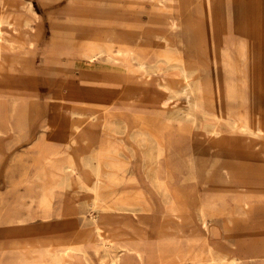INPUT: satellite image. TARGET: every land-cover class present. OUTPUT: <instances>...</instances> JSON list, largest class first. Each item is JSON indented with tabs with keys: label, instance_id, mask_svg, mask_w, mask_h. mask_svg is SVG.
<instances>
[{
	"label": "rangeland",
	"instance_id": "374dc122",
	"mask_svg": "<svg viewBox=\"0 0 264 264\" xmlns=\"http://www.w3.org/2000/svg\"><path fill=\"white\" fill-rule=\"evenodd\" d=\"M13 2V6L5 9V11L0 4V12L11 20L15 19L14 21L17 22L15 25L4 24L2 26L4 39L0 40L3 57L9 61L11 60L9 65L7 64L0 70V218L2 216V221H0V264H5L6 262L2 258V239L6 236H8V239L14 238L16 236L14 231L17 230L16 228H20L18 225H11L13 226L12 229L16 230L7 229V218L12 219L14 210L17 211H15L16 213L22 214L29 211V207L34 209L36 204L28 202L30 200L29 196H44L49 188L30 186L29 179L54 177L50 175V165H41L38 162L40 151L35 149L34 145L40 140L41 136L46 135L57 146L62 148L58 154L57 165L59 166L66 162L67 156H73L78 162L85 157L91 158L90 163L92 164L97 162L95 157H93L95 156V149L98 148L96 143H92L85 148L79 145L66 146L63 144L64 136L75 131L74 127L79 117L77 113H73L67 120H63L61 115H56L58 96L60 94L67 96L70 92V88L67 86L58 87V78L49 77L53 62L57 59V52L53 48L61 37L56 36L57 32L61 31L64 33L69 28H85L89 25V36L99 35L102 34L104 28L112 29V12L114 16L125 14L127 19L130 9L133 14L136 13L139 17V26L137 27L140 28V38L132 37L123 31L126 30L127 25L125 24L130 19H125V23L122 24V31L118 30L120 28L117 29L119 32L118 37L124 42L127 41L132 45L139 46L141 54L149 56L150 61L149 64L147 62L145 65V69H139L135 59H130L129 67L132 69L133 79L131 86L134 88L131 91L133 100L130 103L125 95L124 104L118 105L115 112H142L149 122L169 120L173 129L176 128L179 119H186L185 122L190 125L191 113L189 112L192 110L190 103L195 97V91L193 90L192 93L186 95L183 92L184 83L179 74L180 67L178 64L173 61L166 62L163 55L159 56L160 48L164 44L168 45L170 51H173L172 54L177 53V55L179 54L185 59L189 71H197L193 74V77L198 78L197 81L203 83V85L198 83L201 90L196 91V94L203 102L204 111L212 107L204 106L205 99L203 97H205L206 91L203 88L204 86H210L208 83H204V74L206 71L211 73L214 71L213 69H216L215 71L218 72L220 79L221 94L219 97L218 92L214 91L213 87L215 85H212L213 90L211 93L209 92V95L213 100L208 99L206 103L208 104L211 101L213 105V101H219L223 109L213 107L211 109L212 112H210L214 115L216 114L215 116L218 119L224 120L225 115H229L232 118L236 117L234 114L237 113L238 103L234 100L235 98L229 95L230 93L227 98V89L230 83L233 85L237 84L240 89L244 88L246 96L248 95L249 97H251L253 89L261 88L264 91V0H175L172 6H168L169 4L164 3L163 0V7H168L169 12L171 11L172 15L178 18L180 25L177 29L175 28L176 30L171 29L167 23L168 20L164 19H170L171 15L167 13L164 15L159 14L162 17L156 20L155 16L158 10L153 8L149 1L130 8H128L129 6L124 0L121 3L116 2L114 5H112V0H13ZM163 11L167 12V9ZM95 17H103L104 22L93 23L96 19ZM164 36L167 41L163 40ZM180 38L183 39L182 42L179 41ZM190 45H195L197 48ZM20 60L23 65L17 63ZM157 66L159 67L157 68ZM117 69L121 72L126 69V65L122 64ZM210 80L213 81L211 78ZM238 82H240L241 86L238 85ZM143 94L145 95L142 96ZM151 99L153 100L151 101ZM260 100L264 108V95H262ZM129 104L130 106H128ZM141 105H144L145 108H140ZM24 107L27 114L32 112L33 109H37V111L36 116L32 115L35 117L33 124L31 122V127L28 121L23 120L24 122L26 121V124L21 123L24 125V131H21L23 132L21 133L16 126V118H18L17 115ZM202 110L203 108L200 107L197 111V117L200 122L205 124V121L209 118L216 120L213 114L203 116L202 113L204 111L202 112ZM49 118H52L56 124H66V135L62 132L49 135L45 127V123ZM259 118L264 120V112L260 113ZM222 123L218 128L219 131L236 132V129L231 128V125ZM26 126L29 127L26 128ZM109 126L111 125L97 127L91 132V135L115 136L116 131H112L113 129L111 130ZM137 135H134V138L138 140L137 142L140 145L137 146L135 144V151L132 154V165L134 167L130 166V169L136 170L135 167L143 163L140 171L144 172V174H150L151 171L149 169H155L158 166L152 155L154 148L149 145L146 135L141 134L140 138L142 140L140 141ZM223 139L226 138L223 137L221 141H224ZM194 147L203 149L204 153L199 157V163L201 164L205 163L214 154V150L205 151L206 145L203 138L185 135L179 138L178 141L173 140L170 142L169 148L174 150V159H170L167 164L162 157L159 169L168 170L173 167H176L174 169L180 167V172L185 174V170H187L186 163H188L187 157H189ZM261 149L260 147L257 148L259 152ZM88 153L91 154L89 155ZM49 154L50 151L48 152ZM140 155H143V161L139 159ZM111 163L112 158L109 159L107 164L109 166L103 162L100 169L101 175L106 178V181L112 173ZM88 167L92 168L93 165ZM88 167L82 166L80 174H65L67 188L58 192L54 204L59 203L66 196L69 197V200H74L78 205H81V211L85 214L87 213L83 209L82 204L89 201L94 195L93 192L88 191L85 187V184H91L92 180H88L82 174ZM37 168H40V170L36 171ZM182 173L177 174L172 182H168L169 188L175 190L179 196L182 195L180 197L181 202H177V204L181 205L182 210L186 214L197 216V207L200 202L197 192L199 191L202 194L205 190L204 186L194 184L195 181L191 178L183 177ZM221 189L227 190L226 192L223 191L228 199L225 207L231 210L234 205L230 201L237 194L244 195L252 190L264 194V174L248 177L240 174L233 180L225 181L223 179L209 182L208 191L210 194L220 192ZM194 194L197 197L193 196ZM31 199L35 200L36 198L31 197ZM48 205H50L49 202L38 204L41 207ZM245 216L238 218L231 225L232 235L230 236L225 235L223 218H213L214 220L211 222L213 233L210 236V241L217 251H233L235 249L233 243L238 234H245V237L264 238V200L253 205ZM215 227L219 229L215 230ZM21 228L24 231V235L29 237L48 234L55 227H52V222L35 216L23 221ZM188 228L186 227L185 229L188 230ZM18 236L24 237L22 233L18 234ZM223 243L229 245H222ZM30 254L32 255L34 252L31 251ZM95 259L98 263L100 260H103L102 263H106L107 255L102 248L95 255ZM21 263L19 260L17 261V264ZM249 264H264V251L261 259Z\"/></svg>",
	"mask_w": 264,
	"mask_h": 264
},
{
	"label": "crops",
	"instance_id": "0c3cea01",
	"mask_svg": "<svg viewBox=\"0 0 264 264\" xmlns=\"http://www.w3.org/2000/svg\"><path fill=\"white\" fill-rule=\"evenodd\" d=\"M124 1L127 2L128 6H129L128 8L133 7L134 5L139 6V4H140L134 0H124ZM116 2L121 3L122 0H112V5H114ZM144 2H146V1H144ZM166 13L168 14V12H166ZM166 13L165 12H161V13L158 12L155 16L156 20L161 19L162 16H159V14L164 15ZM122 16L124 19L127 18V17H125L126 16L125 14ZM127 16H128V19H131L130 17H132V19L133 18L137 19L136 13L133 14L131 12V9L128 12ZM123 18H120V15L114 16L113 12H112V32H113V34H112V52L116 53V51H117L119 55H122V53H123L122 51H124L125 53H123V54L128 55L127 61L122 60L119 57H116V58L112 57V87H106V86H103L101 84L102 83V77H103L101 70H98L96 68H92L91 66L83 63L82 60H80L79 58H76V57H73L70 59L67 57L57 56V59L55 61L61 60L60 65L61 66L66 65V68H68L67 66H69L70 65L69 63L71 62L70 67L72 69V70H70L68 68L64 73H62L61 74V76H63L62 81H59L57 83L58 87L67 86L70 88V92L67 94V96H65L64 94H62V95L60 94V96L62 97L63 106L72 110V111H77L78 113H83V114L85 112H89L91 110H93L94 112H101V111L106 109L107 113L98 116L96 119L94 118L92 120L91 124H89V123L87 124V122H84V120H83L82 123H86L83 126V131L87 134H91V132L94 129H96L97 127H100V126L106 127L110 124L111 126H109V127L111 128V130L113 129L112 131H116L115 136L111 137L109 135L108 137H104V136H101L100 134H92V136H96L97 138H99V137L110 138L115 142H120L125 147H127V146L129 148H131L132 146L135 147V145L133 144V138H134L133 134L136 135V134L140 133L139 135H137L140 140H142V138H140L141 134H143V135L145 134L146 136L147 135L150 136L149 138L147 136V138L149 140V145L151 146V148H154V147L156 148L157 144H156L155 140H158V139L165 140V138H166V139H170L172 141L173 140L178 141L179 138L184 137L185 135H189L190 137L203 138L204 143L206 145V149H205L206 152H208V151L210 152V151L214 150L211 148V145L208 142V139L210 138V136L208 135L209 133L204 132L201 129L203 123L200 122L199 118L197 117V111H198L197 105H200V106L203 105L201 99L198 98V96L196 94V87H195L196 85L195 84L198 83V81H197L198 78L196 80V78L193 77V73H196L197 71H195V72L191 71L190 72L187 69L185 59H183L179 54L177 55V53L172 54L173 51H169L170 48H168V45L164 44L160 48L159 56L163 55V57H165L164 60H166V62H171V60H172V61L176 62L178 64V66H180L182 64L179 68V74L181 75L182 81L184 83L183 84V92L187 95L189 93H192L193 90H195V97L193 99L194 101L192 100V102L190 103V107L192 108V110H191L192 113L191 112L190 113H191V117L194 120V123H193V120H191L192 119L191 117H190V120H191L190 123L191 122L192 123L190 125H187V123L185 122L186 119H184V120L179 119L176 128L173 129V127L170 126V125H172V123L169 120H163L161 122L160 121L159 122L158 121L157 122H149L145 118V116L143 115L142 112H140V113H129V111L127 113L115 112L116 107L118 105L124 104L123 99L127 95H128L127 97L129 99L130 103L133 100L131 97V91L134 88L131 86L132 85L131 82H133V79H132V69L129 67L130 59H135V60L137 59L136 62L138 64L137 67H139V69H145L144 68V67H146L145 65L147 64V62L149 63V61H150L149 56H147V55L144 56L143 54H141L142 52H141V48L139 46L132 45L130 42H127V41L124 42L118 37V35H119L118 30L122 31L121 30L123 28L122 24L125 23V20H123ZM171 18L172 19L176 18V20L178 21V18L175 16L171 15ZM138 19H139V17H138ZM138 19L135 23V26L132 28L128 24H125V25H127V28H126V30H123V31L127 32L132 37L136 36V38H140L139 37V36H141L140 30H139L140 28L137 27V26H139V23H138L139 20ZM164 19L168 20L167 23L170 26L171 20L169 18H164ZM178 23H179V21H178ZM113 24H115V25H113ZM118 28H120V29H118ZM114 32L116 34H114ZM163 40L167 41V38L163 37ZM138 41H140V40L138 39ZM179 41L182 42L183 39L180 38ZM191 47L195 48L196 46L193 45ZM128 48H130L131 50H128ZM118 49H120L121 51H119ZM76 60H78L79 62L77 61L78 64L75 63V64H73L74 65L73 66L72 62L74 63ZM65 61L66 62L69 61V63H66ZM120 62H122V63H120ZM62 63H64V64H62ZM58 64H59V62H58ZM67 64H69V65H67ZM122 64L126 65V69L119 72V69H117V68H120V65H122ZM158 67L159 66H157V68ZM115 69H117V70H115ZM180 70L182 71L181 73H180ZM213 70L214 71H212L211 73L206 71V73L204 74V76H205L204 82L209 83L210 86H204L206 89L203 88L204 91H208V93L207 92L205 93V97H203V99H205L204 106H206V107H207V105L212 106V107H209V109H208V111L210 110L211 112H212L211 109H213V107L214 108L220 107L221 109H223L221 107L219 101H217V102L213 101V105H212L211 101H209L208 104L206 103L208 101V99L213 100V98L210 97V95H209V92H211L213 90L212 85H215V87H213V88H214V91L218 92L219 97L221 94V92H220V79L218 76V72L215 71L216 69H213ZM211 76H213V77H211ZM210 78L213 81H211ZM188 80H190V81H188ZM81 84H83V85H81ZM86 86H89V87H86ZM185 86L186 87L188 86L190 88L187 87L188 88L187 89ZM90 87L91 88L92 87L97 88V89H95L96 92L94 91V89H91ZM234 87H236V89H237V87H238L237 84L233 85L232 83H230L228 85L227 97H228V94L230 93V90H232V88H234ZM88 88H90V89H88ZM88 90H90L92 93ZM243 90H244V88H241V91H243ZM83 91H84V93H83ZM93 91L96 94H94ZM98 93H100L101 95ZM103 93H105V94H103ZM107 94H109V95H107ZM84 95H86V96H84ZM89 95H91L90 98H89ZM110 95H113V97H111ZM144 95L145 94H143L142 96H144ZM93 97H95V98H93ZM107 98H109V99H107ZM152 100L153 99H151V101ZM197 100H198V102H200V104L195 103V102H197ZM128 106H130V104ZM154 106H153V108H154ZM140 108H145V106L141 105ZM36 111H37V109H35V110L33 109L32 112H28V114H26L24 116V118H22V120H20L18 117L19 115H17L18 118H16L17 119L16 126L20 132L24 131L23 130L24 125H22V124L25 123L26 121L29 122L30 127L32 126L33 119L36 116L35 115ZM208 111H205L204 112L205 115L203 114V116L213 114V113L208 114L207 113ZM156 113H158V112L156 111ZM33 114L35 116H32ZM29 116H32V117H29ZM78 117H79L78 122H80V120H79L80 118H82V119L84 118V116L80 117V115H78ZM61 118L63 120H67L69 118V116L61 115ZM23 120H26V121L24 122ZM212 120L213 119L209 118L206 121L209 122ZM52 121L55 122L52 118L51 119L49 118V120L45 123V127L47 126L48 123H51ZM145 121H147V122H145ZM206 121H205V123H206ZM31 122H32V124H31ZM121 122H123V123H121ZM114 124H116L117 126L114 127ZM168 124H169V126H168ZM122 125H124V126H122ZM29 126H26V128H28ZM58 126H59L58 131L65 133V135H66L67 125L66 124L65 125L64 124L63 125L58 124ZM146 126H148V127H146ZM117 127H118V129H117ZM187 127H188V129H187ZM195 127H196V129H195ZM161 128H163V129H161ZM144 130H146V131H144ZM159 130H160V132H159ZM182 130L183 131L186 130V131L183 132ZM46 131L49 135H51L48 128L46 129ZM73 132L68 133L67 135H71V134H73ZM134 132H136V133H134ZM21 133H23V132H21ZM225 133L228 134L229 132H225ZM162 134H163V137H161ZM222 138L223 137H221V136L218 137V139L220 140L218 142V146H219V150L221 151L220 153L222 154V159H221L222 162L219 163V167H218V170L216 171V173L212 177H210L209 179H206V177H205L204 170L208 166V164H209V162L213 156V155H211V157L209 159H207L205 161V163H203V164L198 163V167L200 168V172H199L197 178H195V179L191 178L193 181H195L194 184H198V186H199V184H201L202 186H204V189H205L202 194L199 193V191L197 192V194H198L197 196L200 198L199 204H201V203L210 204V203L215 202V203H222V204L226 205L228 199H227L226 195L224 194V192H226L227 190L226 189L222 190L223 189L222 188L220 190V192L210 194L208 191L209 182H211L212 180L218 181V180H223V179L225 181L226 180L227 181L233 180L234 178H236L240 174L245 175L246 169L256 170L259 168V167L257 168V166H255V164H260V162H261L258 157H254V156L252 157L249 155L246 156L247 154L244 152V149L238 143L234 142V140L224 142V141H221ZM150 139H151V141H150ZM227 139L228 138L223 139V140H227ZM92 143H96V146H98V148L103 147L104 149H107L105 146H102L100 143H98L96 141H93ZM92 143H89V145H91ZM63 144L67 145L65 139L63 141ZM136 145L138 146L140 144L137 143ZM51 147L57 148L59 146H57V144H54V142H52L49 139V137H47L46 135L41 136L40 140L35 143V149H39V151H40L39 155L43 154L42 152H45V150L50 149ZM196 147H197V145H196ZM196 147L193 148L190 155L192 154V152L194 150H199V153H198V159H199V157H201L204 152H203V149L196 148ZM155 148H154V151L152 153L155 152ZM133 152H134V150H130V153L133 154ZM173 155H174V150H173ZM249 157H252V159H250ZM73 159H74V161L72 162L71 165H67L66 164L67 162H65V163H63L64 165L61 164L60 166L57 165L58 166L57 168H51V171L56 172V174H53V175L50 174L51 176H54V177H48V178L46 177L45 179L44 178H40V179L30 178L29 179V185L30 186L53 187L52 194H51L50 198H44V199L41 198V197H44L41 195H35V196L30 195L29 196L30 200H28V202L35 203L36 204L35 208L31 209L29 207V211L22 213V214L16 213L17 211L14 210V214H13L12 219L7 218V220H6V224H7L6 228L7 229L8 228L12 229L13 226H11V225H15V226L18 225V227H20V228H16L17 230L12 229V231L16 230V231H14V232H16V236H15L16 238L14 237L12 239H8L7 238L8 236L3 238L2 258H4L6 260L5 264H17L18 260H19V262H22L23 264H29V263L30 264H89L90 262H92L90 264H161L163 256L164 257L169 256L171 254V252L173 251V249H171V247L164 248V246L158 242H160V234H161L160 231L162 230V228H160V226L161 227L163 226L162 220H163L164 215L166 213L165 204L167 202L168 203H170V202H175V203L181 202L180 197L182 195L179 196L175 190H172L171 188H169L170 186L168 184V182H172V180L175 179L177 174H181L179 172L180 167H178L177 169H174L176 167H173V168H170L171 170L170 169L162 170V169H159L160 163L157 162L156 165H158V166L155 169H149L151 171V173H150L151 175H150V174H144V172L140 171L141 167L143 166V163L142 164L140 163L139 168H137V166H136L135 167L136 170L130 169V166H133L132 162H131L132 159H131L128 162L127 166L124 167L126 170L123 168L124 173L122 175L126 179L134 171H139L140 182L136 186L140 188L141 194L144 197L145 201L149 204L150 210L147 212L133 211L131 209H125L123 211H115V210H112L110 208V206H108V205H111V203H112V195H111V197H108L107 199L102 200V201H100V199L94 200V195H93V197L89 201L82 204L83 209H85L86 212L88 213V214L87 213L85 214L84 212L81 211L82 210L81 205H78L74 200L73 201L69 200V197H66V196L63 197L62 201L54 204V200H55V198H57L58 192L59 191L61 192L65 188H67L66 183H65L66 179L65 180L63 179L64 181L62 184H58V181L60 180V178L65 177V174L71 175L72 173H78V172H79L78 174H80L81 173L80 170L82 169V166L88 167L82 161L78 162L75 160V158H73ZM140 159H141V161H143V155H140ZM80 160H82V159H80ZM245 161H247V164H245ZM94 164H96V163H93L91 165H94ZM245 165H247V166H245ZM114 167L115 166H113L112 170L115 169ZM100 169H101V166L98 167V166L94 165L92 168H90V167L86 168V170L82 174H84L88 180L93 181V177L91 176V172L97 171V170L101 171ZM39 170H40V168H37L36 171H39ZM153 170L154 171L155 170L156 171L161 170L160 177H158L156 179V181L159 182V184H155V180L153 179V175H152V172H154ZM45 174H48V173H45ZM182 174H183V177H186V175L184 173H182ZM33 176H35V175H33ZM88 191H90V190H88ZM182 194H184V193H182ZM167 196H169L168 197L169 199L167 198ZM193 196L197 197L196 194H194ZM232 196H233V194H232ZM31 197H35L36 199L33 200V199H31ZM239 197H241L240 194L233 196V198L231 199L230 202L235 203L236 201H238ZM39 198H41V199H39ZM41 202H49L50 205L42 206L43 207L42 208L41 206H38V204ZM92 202L103 203L104 208L92 211L91 210L92 204H94ZM180 211L182 212V214L188 215L182 210V208ZM197 213H198V209H197ZM224 213H225V215H227L229 213V210L226 209L224 211ZM24 215H26V216H24ZM35 216L39 217L40 219H44L46 221L52 222V227H55V228H53L52 231L48 234H40V235H36V236L26 237V235H24V231H22L21 223L25 220H29L31 218H34ZM193 216L197 217L195 215H193ZM21 218H23L24 220ZM189 228H188V231H190ZM21 233L23 234L24 237L18 236V234H21ZM99 234H100V236H99ZM211 235L212 234H209V237H208L209 242L208 243L206 242L204 245H202L203 246L202 249H206L208 247L209 243L212 246H214L213 243L210 241ZM225 235L230 236V235H232V232H228ZM104 237H105V239H104ZM43 244H45V246ZM97 245H99L98 246L99 248H97ZM126 245H128V246H126ZM183 245L187 247V245L185 243ZM222 245L226 246L229 244L223 243ZM233 245L235 246V249H245L248 246L244 240V237L239 236V235L234 240ZM42 247H44V248H42ZM104 247H106V248H104ZM61 248H63V249L61 250ZM101 248L104 250V252L107 255L106 263H102L103 260H100L99 263L96 262L95 255L97 253H99V250ZM55 249L57 251H55ZM169 249H170V251H169ZM31 251H33L34 254L31 255L30 254ZM51 251L52 252L54 251V252L52 253ZM162 251H165L167 254L164 253V255H163ZM47 252L50 254V256ZM55 253H56V255H55ZM214 253L216 255H220V256L226 254V252L217 251L215 246H214ZM123 255H125L124 262L122 261ZM32 256H34V259L32 258ZM52 256H54V257H52ZM86 256H88L87 259H86ZM27 258L29 261L27 260ZM29 258H31V259H29ZM32 260H33V262L31 263L30 261H32Z\"/></svg>",
	"mask_w": 264,
	"mask_h": 264
},
{
	"label": "bare ground",
	"instance_id": "6f19581e",
	"mask_svg": "<svg viewBox=\"0 0 264 264\" xmlns=\"http://www.w3.org/2000/svg\"><path fill=\"white\" fill-rule=\"evenodd\" d=\"M55 1H57V0H55ZM134 1H136V2L139 1L138 3H141V2H144V1H149L152 4V7L155 8L156 10H158V11H156L157 13L158 12H160V13L164 12L163 10L167 9L168 14H170V15H172L171 11L169 12L168 7H163V4L167 3V4H169L168 6H172L175 3V0H164V3H163V0H134ZM13 3H14L13 0H0V4L4 8V11H5V9H8V8L12 7ZM31 11H33V10H31ZM8 13H9V11H8ZM11 13H12V11H11ZM172 16H174V15H172ZM95 18L96 19L93 21V23H103L104 22V20H103L104 18L103 17H95ZM120 18H123V16L121 15ZM130 18L131 19L129 20V22H127V24L132 28V27L135 26V23H136V21L138 19V16H137V19L136 18L132 19V17H130ZM125 19H127V18H125ZM125 19L123 18V20H125ZM14 20L9 19L8 17L4 16L2 12H0V40L4 39L3 38L2 26L4 24H9V26L17 24V22L14 21ZM170 20H171L170 28L171 29H175V28L177 29V27L179 26V23L176 20V18H173V19L171 18ZM29 21H32V20H29ZM88 29H89V25L86 26L85 28L84 27H82V28L78 27L76 29L75 28H69V30H67V31L65 30L66 32H64V33H62L61 31L57 32L56 36H58V37L61 36V37H60V40L57 43H55V47L53 49H55V51L57 52V56H59V57H67V58H70V59L73 58V57H76V58H79L80 60H82L83 63L91 66L92 68H96L98 70H101L102 71V76H103L101 84L103 86H106V87H112V57H115V58L119 57L120 59L127 61V56L128 55L127 54L124 55L123 54V53H125L124 51H122L123 52L122 55H119L117 51H116V53L112 52V34H113L112 29L104 28L102 34H99V35H97V34L95 35L94 34V35H91V36H89L90 32H89ZM114 34H116V33L114 32ZM12 38H14V37H12ZM14 42H15V40H14ZM118 50L121 51L120 49H118ZM128 50H131V49L128 48ZM169 51H170V49H169ZM244 53H245V51H244ZM11 57H14V56H11ZM19 58H20V56H19ZM10 61L7 60L5 57H3L2 49L0 48V70L3 69L7 64L9 65ZM77 61L78 60H76L74 63L72 62V65L75 64V63L78 64ZM58 62H59V64H58ZM17 63L20 64V65H23V62L21 60L17 61ZM60 63H61V60L53 62V65H52L51 70H50L51 71L50 72L51 75L49 74L50 75L49 77L50 78L51 77H56V78L59 79V81H62L63 76H61V74L64 73L68 68L70 70H72V69L70 67L71 66V62L70 63H69V61L66 62V63L70 64V65L67 64V65H69V66H67L68 68H66V65L61 66ZM64 63H62V64H64ZM101 63H103V64H101ZM196 69H194V70H196ZM39 70H40V68H39ZM181 72L182 71L180 70V73ZM42 79H44V78L42 77ZM196 80H197V78H196ZM188 81H190V80H188ZM198 83H199V81H198ZM198 83L195 84L196 86L194 85L196 87V91H200L201 90V88L199 87L200 85H198ZM83 84H81V85H83ZM200 84L203 85V83H200ZM238 85H240V82H238ZM86 87H89V86H86ZM90 88H88V89H90ZM188 88H190V87H188ZM91 89H94V91H95V89H97V88L92 87ZM204 89H206V88L204 87ZM253 90L254 91H251V93H252L251 97H249L248 95L246 96L245 90H244V93L242 94V91H241L239 86L237 87V89H236V87L232 88V90H230V95H231V97H234L235 100L238 103V105H237V113L234 114L236 117L232 118L229 115H225L224 116V120H221L220 118L218 119L215 116L216 114L215 115L213 114V116L216 117V120L215 121L214 120L213 121H209V122L206 121V123L202 125L201 129L204 132L209 133L208 135L210 136V138L208 139V142L210 143L211 148L215 150L214 154H213V156H212V158H211V160H210V162L208 164V166L204 170L206 179H209L210 177H212L216 173V171L218 170V167H219V163L222 162L221 161L222 154L220 153L221 151L219 150V146H218V142L220 140L217 139L219 136L228 138L227 140H224V141H233L234 140V142L238 143L244 149V152L247 154L246 156H248V155L252 156V157L254 156V157H258L260 159V161H261L260 164H255V166H257V168L258 167L259 168L256 169V170H248V169H246L245 170V175L246 176L258 175V174L259 175H263L264 174V120L259 118L260 113L264 112L262 101L260 100L262 95H264V91L261 88H256V89H253ZM88 91H90V90H88ZM95 92H94V94H96ZM83 93H84V91H83ZM100 93H98V94H100ZM103 94H105V93H103ZM107 95H109V94H107ZM84 96H86V95H84ZM90 96L91 95H89V98H90ZM110 96L113 97V95H110ZM93 98H95V97H93ZM109 98H107V99H109ZM58 99H59V101H58V109L56 108V113H57L56 115L70 116L73 113H75V114L77 113L78 115H80V117L84 116L83 119L82 118L79 119L80 122H77L76 126L74 127L75 131L73 132V134L64 136V139H65L66 144H67L66 146H77V145H79V146H83L85 148V147H87L89 145V143H92L93 141H96V142L100 143L102 146H105L107 149H104L103 147L95 149L97 152L95 151V156H93V157H95L97 162H95L96 164H94V165L100 167V166H102L103 162H104L105 165H107L108 162H109V159L112 158V163H111L112 164V168H113V166H115L114 167L115 169L112 170V173L109 176V178H107V181H106V178L103 175H101V171L97 170V171H92L91 172V176L93 177V181H92L91 184H86L85 186H86V189H88V190L93 192L94 200H99L100 199V201H102V200L107 199L108 197H111V195H112V203H111V205H108V206H110V208L112 210L123 211L125 209H131L133 211H140V212L149 211L150 210L149 204L145 201L144 197L142 196L140 188L136 186L140 182V176H139L140 173H139V171H134L126 179L122 175L124 173L123 168L125 166H127L128 162L133 158L132 153H130V150H134L135 151V147L134 146H132L131 148H129L128 146L125 147L120 142H115V141H113L110 138H101V137L97 138L96 136H92L91 134H87V133H85L83 131V126L86 124V123H82L83 120H84V122H87V124L88 123L91 124V122H92V120L94 118L96 119L98 116L106 114L107 110L105 109V110H103L101 112H94L93 110H91L89 112H85L84 114L83 113H78L77 111H72V110L64 107L63 106L62 97L60 95L58 96ZM195 103L196 104H198V103L200 104V102H198V100ZM197 106H198V108H200V107L203 108L202 112L204 111V107H202L200 105H197ZM205 111H206V109H205ZM221 113H222V111H221ZM26 114H27V112H26L25 107H24L23 110H21L20 113L18 114L19 115L18 116L19 119L22 120V118H24V116ZM202 114H204V113H202ZM191 120H193V118ZM145 122H147V121H145ZM222 122H224L225 124L231 125V128H235L236 132L235 133L232 132V133H228L227 134V133H225L223 131H219L218 128H219L220 124L221 125L223 124ZM121 123H123V122H121ZM193 123H194V120H193ZM115 126H117V125L114 124V127ZM122 126H124V125H122ZM168 126H169V124H168ZM170 126H172V125H170ZM46 127L49 129V132H50L51 135L53 133H57V132L59 133V131H58L59 130L58 129L59 126H58V124H56V122L52 121L51 123H48ZM146 127H148V126H146ZM188 127H187V129H188ZM117 129H118V127H117ZM161 129H163V128H161ZM195 129H196V127H195ZM144 131H146V130H144ZM185 131H183V132H185ZM159 132H160V130H159ZM134 133H136V132H134ZM134 135L135 134H133V136ZM144 136H145V134H144ZM162 136H163V134H162ZM149 137L150 136H148V138ZM64 139H63V141H64ZM151 139H150V141H151ZM137 141L138 140L133 138V144L134 145L138 143ZM139 141H140V139H139ZM171 141L172 140H170V139H165V140L158 139V140H155L157 145H156V148L154 147L155 148V152L152 153V155H153L154 160L160 163L159 166H161V160H162L161 158L162 157L164 158V160H166L167 164H168L170 159H174L175 153L173 155V150L171 148H169V144H170ZM52 142H54V141H52ZM258 147L262 148L260 152L257 150ZM61 149H62L61 147H57V148L56 147H51L50 149L45 150V152H42L43 154H40L38 162L41 165H43V164L44 165H50L51 168L52 167L56 168L57 163H58V154L60 153ZM49 151H50V154L48 155ZM198 153H199V150H194L192 152V154L189 155V157H187L188 158V161H187L188 163H186L187 164L186 165L187 170H185L186 171L185 175L188 178L195 179V178H197V176H198V174L200 172V168L198 167V163H199ZM85 154H83V155H85ZM67 155H68V153H67ZM136 156H137V154H136ZM252 157H249V158L252 159ZM73 158H74L73 156H67V160H66L67 163L66 164L67 165H71L72 162L74 161ZM81 159H82V162L86 166H90L92 164V163H90L91 162V160H90L91 158L89 159L88 157H85V158H81ZM139 159H140V157H139ZM149 159H150V157H149ZM132 161H133V159L131 160V162ZM149 162L152 163L151 161H149ZM245 164H247V161H245ZM107 166H109V165H107ZM245 166H247V165H245ZM137 168H139V165L137 166ZM180 173H182V172H180ZM50 174L53 175V174H56V172L51 171ZM75 174H77V173H75ZM160 174H161V170H159V171L155 170L154 172H152L153 179L155 180V184H159V182H157L156 179L158 177H160ZM63 179L65 180L66 178L65 177H61L60 180L58 181V184H62L63 181H64ZM52 190H53V187H49L47 189L46 193L44 194V198H50V196L52 194ZM46 195H47V197H45ZM168 197L169 196H167V198ZM263 200H264V194H262V192H256V191L252 190V191L248 192L247 194L241 195V197H239L238 201L233 203V205H234L233 209H231V210L228 209L229 213L227 215H225V213H224V211L226 210L225 204L215 203V202L214 203H210V204L201 203V204L198 205V208H197L198 209L197 217H194L192 214L184 215L180 211L181 210V205L180 204H177L175 202H170V203L167 202L165 204L166 213H165L164 218L162 220V225L163 226L162 227L160 226V228H162V230L160 231L161 232V234H160V242H158V243H161L164 246V248L171 247V249H173V251L171 252L170 255L168 254L169 256H166V255H165L166 257L163 256L161 264H249V263H253L256 260L261 259V257L263 256V251H264L263 250L264 238L245 237V234H242V235L238 234L239 236H243L244 237V240H245V242H246V244L248 246L245 249H234L231 252L228 251V252H226V254L221 255V256L220 255H216L214 253V246H212L210 243L208 244V247L206 249H202V247H203L202 245H204L206 242L207 243L209 242L208 241L209 240L208 239L209 234L213 233V230H212L213 227L211 225L212 220H214L213 218H215V217H222L223 218L225 234H227L228 232H231L230 228H231V225L234 224L235 220L245 216V214L250 210V208L253 205H255L257 202H260V201H263ZM92 203H94V204H92V208H91L92 211L104 208V204L103 203H98V202H92ZM24 216H26V215H24ZM1 219H2V216L0 218V221H2ZM21 219H23V218H21ZM186 227H190L189 228L190 231L186 230L185 229ZM238 227H239V224H238ZM218 229H216V227H215V230H218ZM99 236H100V234H99ZM105 237H104V239H105ZM184 243L187 245V247L183 245ZM2 245H3V239L1 241V246ZM43 245L45 246V244H43ZM98 246L99 245H97V248H99ZM126 246H128V245H126ZM42 248H44V247H42ZM104 248H106V247H104ZM56 249H55V251H57ZM62 249L63 248H61V250ZM169 251H170V249H169ZM164 253H166V252L162 251L163 255H164ZM55 255H56V253H55ZM49 256H50V254H49ZM52 257H54V256H52ZM87 257L88 256H86V259H87ZM32 258L34 259V256H32ZM124 258H125V255H123V257H122V261L123 262L125 260ZM29 259H31V258H29ZM27 260H28V258H27ZM30 262L32 263L33 260L30 261ZM90 263H92V262H90Z\"/></svg>",
	"mask_w": 264,
	"mask_h": 264
}]
</instances>
